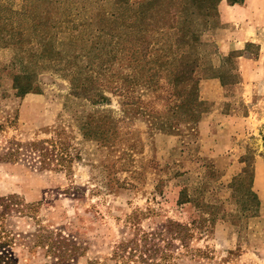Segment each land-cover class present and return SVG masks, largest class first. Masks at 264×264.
Returning a JSON list of instances; mask_svg holds the SVG:
<instances>
[{
  "label": "rangeland",
  "instance_id": "obj_1",
  "mask_svg": "<svg viewBox=\"0 0 264 264\" xmlns=\"http://www.w3.org/2000/svg\"><path fill=\"white\" fill-rule=\"evenodd\" d=\"M0 2L20 10L24 0ZM244 2L221 0L220 25L204 38L216 67L235 66L233 53L242 51L245 77L241 84L226 86L220 78H202L201 98L209 104L201 120L210 117L209 97L215 96L225 100L212 120L218 124L182 123L176 133L160 129L137 106L125 105L133 95L126 87L120 95L107 91L111 100L104 104L76 97L70 82L74 68L65 61H43L48 68L39 77L41 93L17 97L12 88L13 73L20 70L13 64L17 51L0 41V158L23 143L18 157L0 160V195L41 202V223L78 236L88 252L72 264L103 260L133 232L128 217L136 212L146 230H160L171 220L191 228L193 251L177 245L182 253L178 264H264L259 197L264 198V174L256 186L261 195L255 180L251 184L250 177L241 178L247 165L255 171L257 159L264 163V56L260 45L243 44L242 34L247 28L264 29V16L257 13L249 20L239 7ZM126 73L131 69L115 65L104 80L121 83L118 75ZM134 94L156 97L146 85L137 86ZM85 130L92 137H85ZM30 142L56 147L65 158L60 170L40 169V151ZM32 221L15 216L10 225L29 237ZM24 245L22 239L14 248L18 264H49L44 250L29 252Z\"/></svg>",
  "mask_w": 264,
  "mask_h": 264
},
{
  "label": "trees",
  "instance_id": "obj_2",
  "mask_svg": "<svg viewBox=\"0 0 264 264\" xmlns=\"http://www.w3.org/2000/svg\"><path fill=\"white\" fill-rule=\"evenodd\" d=\"M220 1L24 0L20 10L0 2V41L17 51L13 64L20 65L13 73L15 95L41 93L39 77L48 68L43 61H65L74 68L70 82L76 97L104 104L111 100L107 91L120 95L126 87L133 95L124 104L137 106L163 131L176 133L182 123L197 126L209 104L201 98L202 78H220L223 86L241 81L237 64L216 67L207 51L204 36L220 25ZM241 55L242 51L233 53L236 59ZM115 65L131 69L118 75L121 83L104 80ZM140 85L152 88L155 99L135 95ZM84 134L92 137L88 130ZM22 144L17 142L0 160L18 157ZM28 144L40 151V169L60 170L65 158L56 147ZM254 172L247 165L241 178L250 177L252 184ZM40 206L41 202H26L17 194L0 195V264H18L14 248L22 239L29 252L44 250L49 264H72L87 254L88 246L78 236L41 223ZM15 216L33 220L29 237L11 227ZM140 219L138 212L131 214L133 232L115 243L103 260L91 264H178L182 253L177 245L193 251L189 242L193 233L187 225L171 220L160 230H146Z\"/></svg>",
  "mask_w": 264,
  "mask_h": 264
},
{
  "label": "crops",
  "instance_id": "obj_3",
  "mask_svg": "<svg viewBox=\"0 0 264 264\" xmlns=\"http://www.w3.org/2000/svg\"><path fill=\"white\" fill-rule=\"evenodd\" d=\"M224 5V4H223ZM228 7H232L231 9H233V7L235 6H229ZM227 6H224L227 7ZM222 7V6H221ZM241 9V11H244V14L247 15V17L249 18L250 15H254L257 14L258 15H262L264 16V2H262L261 0H245V2L243 4H241V6H239ZM252 19V16H250V19ZM243 34V40H245V42H243V44H247V43H256L258 45L261 46V57L264 56V29L262 28V30L258 31V30H253L250 28H247V32L242 33ZM242 39V38H241ZM240 40V39H239ZM246 59L242 60V57H238L237 58V64L239 66V71L241 74V82L243 80V77H245L244 73L246 70H244L242 67L245 63H247L245 61ZM257 61V59H256ZM250 63H256L254 61H251ZM241 82L239 84H241ZM204 90V89H203ZM208 91V87L205 88V91ZM218 91V90H217ZM209 99L213 102V105H211L213 107V111L210 113V117L208 118L207 116L203 117V120H201V123H204V121L206 120H210L212 121L214 119V117H218L220 115V113L222 112V109L225 105V100H220V98H217L215 96L213 97H209ZM213 125L214 124H218V122H211ZM264 174V163L263 160L257 159L256 162V166H255V181H254V189L257 193H259V195H261V192L259 191V189L256 187L258 186V183L260 182V175ZM261 197V204L262 206H264V198Z\"/></svg>",
  "mask_w": 264,
  "mask_h": 264
}]
</instances>
